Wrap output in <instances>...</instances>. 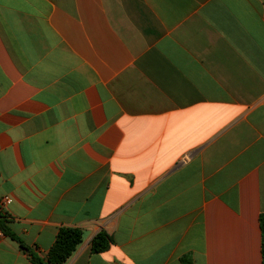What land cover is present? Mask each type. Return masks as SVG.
I'll return each instance as SVG.
<instances>
[{
  "label": "crops",
  "instance_id": "crops-1",
  "mask_svg": "<svg viewBox=\"0 0 264 264\" xmlns=\"http://www.w3.org/2000/svg\"><path fill=\"white\" fill-rule=\"evenodd\" d=\"M0 208L45 261L263 264L264 0H0Z\"/></svg>",
  "mask_w": 264,
  "mask_h": 264
},
{
  "label": "trees",
  "instance_id": "trees-1",
  "mask_svg": "<svg viewBox=\"0 0 264 264\" xmlns=\"http://www.w3.org/2000/svg\"><path fill=\"white\" fill-rule=\"evenodd\" d=\"M9 221L8 215L0 208V231L5 236L19 243L21 249L30 256L31 264H65L84 240V232L81 229L61 227L58 231L56 241L45 261L13 233L9 227ZM260 225L262 230V257L264 264V214L260 216ZM113 243L112 237L107 232L101 231L92 240V253L99 254L105 252ZM180 264H195L193 256L191 254L182 256L180 258Z\"/></svg>",
  "mask_w": 264,
  "mask_h": 264
}]
</instances>
